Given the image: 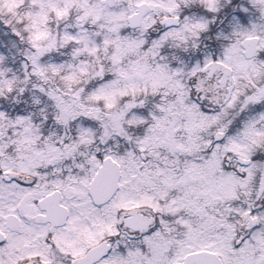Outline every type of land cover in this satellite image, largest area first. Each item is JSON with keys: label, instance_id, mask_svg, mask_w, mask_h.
I'll use <instances>...</instances> for the list:
<instances>
[{"label": "snow or ice", "instance_id": "1", "mask_svg": "<svg viewBox=\"0 0 264 264\" xmlns=\"http://www.w3.org/2000/svg\"><path fill=\"white\" fill-rule=\"evenodd\" d=\"M0 264H264V0H0Z\"/></svg>", "mask_w": 264, "mask_h": 264}]
</instances>
